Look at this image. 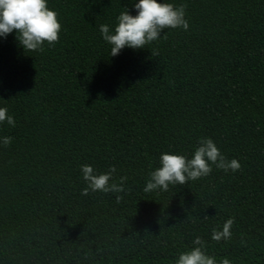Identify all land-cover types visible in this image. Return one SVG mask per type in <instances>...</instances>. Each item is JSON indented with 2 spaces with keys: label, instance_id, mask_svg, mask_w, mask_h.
<instances>
[{
  "label": "trees",
  "instance_id": "16d2710c",
  "mask_svg": "<svg viewBox=\"0 0 264 264\" xmlns=\"http://www.w3.org/2000/svg\"><path fill=\"white\" fill-rule=\"evenodd\" d=\"M47 2L55 47L0 37V106L16 120L0 125L14 138L0 148V264H174L196 236L217 260L264 264V0H157L186 5L189 29L116 57L99 26L139 0ZM201 138L241 170L143 191L162 153L191 158ZM82 164L126 175L123 199L81 195ZM232 217L231 240L212 241Z\"/></svg>",
  "mask_w": 264,
  "mask_h": 264
},
{
  "label": "clouds",
  "instance_id": "9594fccd",
  "mask_svg": "<svg viewBox=\"0 0 264 264\" xmlns=\"http://www.w3.org/2000/svg\"><path fill=\"white\" fill-rule=\"evenodd\" d=\"M138 15L133 16L125 8L117 18L114 30L108 24H101L99 31L103 40L110 45L111 57L118 56L125 48L145 49L146 46L162 37L167 29H189L186 19V5L177 7L173 3H158L157 0H139L134 5ZM63 25L59 22V13L51 10L47 0H0V37L7 38L16 32V40L24 52L45 51L60 42ZM163 38H167L163 35ZM153 55V53H152ZM7 124L15 128L16 120L9 114L7 107L0 106V125ZM12 136H0V148H8L13 143ZM191 158L180 154L162 153L159 167L151 171L143 188L145 193L167 192L170 187L185 185L210 176L216 170L236 173L242 165L236 159L229 160L211 138L198 141ZM82 179L86 187L81 195L92 193L114 194L119 203L126 192L128 177L120 176L114 180L117 168L113 165L106 172L97 174V170L88 164L80 166ZM235 217L227 219L222 226L213 228L211 240L217 244L228 242L232 238ZM174 264H231L228 258L210 255L208 243L196 236L192 247L178 254Z\"/></svg>",
  "mask_w": 264,
  "mask_h": 264
}]
</instances>
